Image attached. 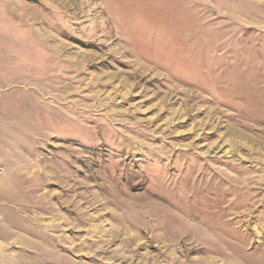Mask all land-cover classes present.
<instances>
[{
    "label": "rangeland",
    "instance_id": "374dc122",
    "mask_svg": "<svg viewBox=\"0 0 264 264\" xmlns=\"http://www.w3.org/2000/svg\"><path fill=\"white\" fill-rule=\"evenodd\" d=\"M0 264H264V0H0Z\"/></svg>",
    "mask_w": 264,
    "mask_h": 264
}]
</instances>
